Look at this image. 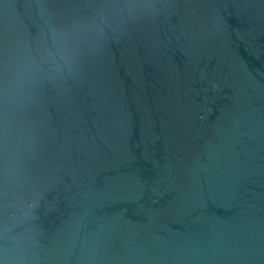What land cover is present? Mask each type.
<instances>
[{
    "label": "water",
    "instance_id": "obj_1",
    "mask_svg": "<svg viewBox=\"0 0 264 264\" xmlns=\"http://www.w3.org/2000/svg\"><path fill=\"white\" fill-rule=\"evenodd\" d=\"M0 264H264V0H0Z\"/></svg>",
    "mask_w": 264,
    "mask_h": 264
}]
</instances>
